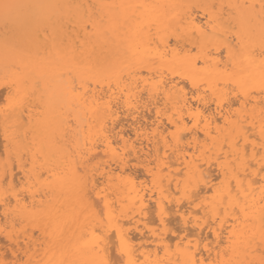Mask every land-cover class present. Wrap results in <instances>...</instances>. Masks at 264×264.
Returning <instances> with one entry per match:
<instances>
[{
  "label": "bare ground",
  "instance_id": "1",
  "mask_svg": "<svg viewBox=\"0 0 264 264\" xmlns=\"http://www.w3.org/2000/svg\"><path fill=\"white\" fill-rule=\"evenodd\" d=\"M261 2L0 0L8 262L264 264ZM151 217L204 235L171 251Z\"/></svg>",
  "mask_w": 264,
  "mask_h": 264
},
{
  "label": "rangeland",
  "instance_id": "2",
  "mask_svg": "<svg viewBox=\"0 0 264 264\" xmlns=\"http://www.w3.org/2000/svg\"><path fill=\"white\" fill-rule=\"evenodd\" d=\"M13 10H11V11H7L6 13H4L3 14V7H0V34H2L3 36H6V37H3V36H1L0 35V39H5V38H14L15 37V35H16V33H17V31L19 30V23H21V21H22V19H21V17L19 16V11H16V12H12ZM199 10H197L195 13H196V15H198V17L200 16V18H202L201 17V12H200V14H198L199 12H198ZM9 12H12V14H10L9 15ZM198 12V13H197ZM12 24V25H11ZM4 27V28H3ZM10 27V28H9ZM8 28V29H7ZM4 31H3V30ZM4 33H5V35H4ZM9 36H11V37H9ZM183 80H179L178 82H181V83H183V86H184V88H186V90L188 91H190V87H189V85L187 86L186 84H185V81H183ZM181 83H179L180 85H182ZM188 87L190 88V89H188ZM0 90H2L3 91V93H2V91H0L1 93H2V95H0V104H2L4 101H2V100H4V98L5 97H2V96H6V94H5V91H6V87H5V84H3V82L0 80ZM5 88V89H4ZM4 89V90H3ZM192 90V89H191ZM188 91V92H189ZM193 91V90H192ZM191 91V92H192ZM0 93V94H1ZM229 97H230V99H228L231 103L232 102H234V103H232V107L233 108H237V106H238V103L236 102V98L235 97H233V96H231V95H229ZM228 97V98H229ZM3 98V99H2ZM5 103V102H4ZM4 103L2 104V105H0V115L2 114V113H4V112H2V111H4V109H5V105H4ZM212 106V105H211ZM1 109H3L2 111H1ZM146 112L148 111V110H145ZM145 111H143V112H145ZM145 114V113H144ZM151 115L152 114V112H150V113H146V115ZM120 116L122 117V114H120ZM125 115L123 114V117H124ZM121 117H120V119H121ZM123 117H122V119L121 120H123V122H124V119H123ZM148 119H150V116H148ZM189 124H190V122H189ZM124 125L125 126H123V128L126 130V132L128 133V131H129V127L128 126H126L127 124L126 123H124ZM1 131V130H0ZM3 137H2V131L0 132V152L2 153V155H1V153H0V157H2L1 159H0V163L2 162V160L4 161L5 160V157H6V153H5V142H4V140L2 139ZM1 143H2V145H1ZM3 145H4V147H3ZM112 162H110V164H111ZM131 163H133V162H130L129 164H131ZM112 165H114V163L113 164H111V166ZM131 166H132V164H131ZM112 167H114V166H112ZM132 168V167H131ZM136 168H138V169H135V167H133L132 168V172H134L133 174H135V172H136V174L135 175H137V174H139V176L137 175V180H143L145 177H143L144 176V174H143V172H142V170H141V168H140V166L139 165H137L136 166ZM134 169V170H133ZM139 170V171H138ZM142 173V174H141ZM140 175H142V176H140ZM139 177H142V178H139ZM200 213H198V215H199ZM171 219H170V221L173 219L172 217H170ZM149 219H152V217L151 218H149ZM153 220H155V221H153ZM174 220H175V218L171 221L172 223L174 222ZM148 221V220H147ZM168 221L169 220H167V223H166V227H167V225H168V229H170L169 231L167 230V228L166 227H161L159 224H158V221L156 220V219H152V222H151V220L150 221H148V222H151V223H149V227H152V228H154V229H156L157 228V230H156V232L157 233H160V232H162V233H160V234H162V236L164 237V239L168 236V239H167V242H166V240H164V242H165V244L167 245V246H170V249L169 250H173L174 249V246H175V244H181V243H185L186 241H189V243L190 244H193L194 243V241L195 240H197L198 238L197 237H199V236H201V237H203L202 235H204V233H202L201 235H199V236H195V235H193L191 232H193L194 233V230L193 231H191L190 232V234L188 233V232H186V231H181L180 233H179V231L182 229L181 228V225H180V223L179 222H177L176 220H175V224H172L171 222H169V224H168ZM147 222V223H148ZM154 222H155V224L157 225L158 224V226H156L155 224H154ZM178 223H179V225L180 226H175V225H178ZM151 224V225H150ZM154 224V225H153ZM3 226H6V227H3ZM173 226V227H172ZM0 228H4V229H8L9 228V226H7V223L4 221V219H2V220H0ZM176 229V232H174L175 230H173V229ZM166 230H167V232H166ZM191 230V229H190ZM177 231H178V233H177ZM187 231H189V230H187ZM207 231V228L204 230V232H206ZM145 232V235H146V231H144ZM186 232V234H187V237H186V234L184 235V233ZM133 233V232H132ZM164 233H168L167 235L166 234H164ZM195 233H196V231H195ZM176 234V235H175ZM192 234V235H191ZM207 234H209L208 233V231H207ZM133 235V234H132ZM171 235V237H172V239L170 240V238H169V236ZM178 235V236H177ZM210 235V234H209ZM166 236V237H165ZM181 236H183L182 238H181ZM208 236V235H207ZM112 237V236H111ZM196 237V238H195ZM0 238H1V236H0ZM208 239H206V240H203L202 241V239L200 240H198V242H199V245H198V247L200 246V253L202 252V251H204L203 249H202V245H203V243H205V242H207V240H208V242L207 243H209L210 245H208L209 247H212L213 246V244L212 243H210L209 241H211L212 242V236L210 235V238L209 237H207ZM146 240H144V239H134V243H135V241L137 242V243H139V245L143 242V244H142V246L140 245L139 247H138V245H135V247L138 249L137 250V252L140 250V251H142L143 253H145V254H148V251L150 250V251H152V249H153V251L155 250V246L153 245V243H151L150 242V238H145ZM182 239V240H181ZM139 240H141V241H139ZM170 241V242H169ZM191 241V242H190ZM202 241V242H201ZM113 243V242H112ZM147 243V244H146ZM146 246H145V245ZM168 244H170V245H168ZM212 244V245H211ZM110 247H112L113 248V250L112 249H110L111 250V252H110V254H111V256H110V254H109V258H111V260L110 261H114L115 259H117V255H118V253H117V245L115 246V245H112L111 243H110ZM149 246V248H148V246ZM2 247V249H0V260L2 259V262H4V263H6V264H11L10 262H8V261H11V255L7 252V250H6V247L4 246V244H2V242H0V248ZM160 247V246H159ZM158 246L156 247V253H158L157 254V256H160L161 255V253H162V249L161 248H159ZM158 248V249H157ZM146 249H148V250H146ZM216 249H217V247H216ZM6 250V251H5ZM139 251V252H140ZM146 251H147V253H146ZM113 252V253H112ZM3 253H5V255H4V257L5 258H1V255L3 254ZM9 254V255H7V254ZM115 253V254H114ZM113 254V255H112ZM152 254V253H151ZM201 255L203 256V261H205L204 263L205 264H209L211 261H213V260H211L212 259V257L210 256V255H207V253H205L204 252V255H203V252L201 253ZM149 256H150V253H149ZM207 256V257H206ZM115 257V258H114ZM150 257H152L153 258V256L151 255ZM112 258H113V260H112ZM120 261H123V260H121L120 259ZM251 262V264H259V262H262V261H250ZM119 263V262H118ZM120 264V263H119ZM246 264H250V263H246Z\"/></svg>",
  "mask_w": 264,
  "mask_h": 264
},
{
  "label": "snow or ice",
  "instance_id": "3",
  "mask_svg": "<svg viewBox=\"0 0 264 264\" xmlns=\"http://www.w3.org/2000/svg\"><path fill=\"white\" fill-rule=\"evenodd\" d=\"M2 7H3L4 9H8V8H10L11 6L8 5V4H4V5H2ZM260 7H261L262 10H264V0H262Z\"/></svg>",
  "mask_w": 264,
  "mask_h": 264
}]
</instances>
